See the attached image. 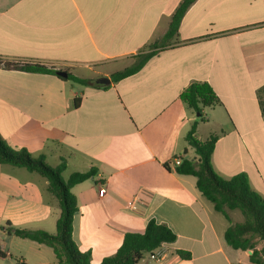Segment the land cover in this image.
Listing matches in <instances>:
<instances>
[{"label":"crops","instance_id":"crops-1","mask_svg":"<svg viewBox=\"0 0 264 264\" xmlns=\"http://www.w3.org/2000/svg\"><path fill=\"white\" fill-rule=\"evenodd\" d=\"M182 2L0 0V136L13 149L44 155L52 167L65 160V180L97 171L72 189L73 239L93 264L151 220L177 235L154 251L157 264H252L250 251L227 245L230 223L195 177L176 173L173 161L183 155L198 161L186 142L197 122L199 140L220 135L212 157L217 174L230 179L245 172L264 197V0H196L161 50ZM155 45L158 53L138 73L107 89L58 74L110 79ZM195 82L208 83L221 100L202 118L180 98ZM48 185L37 173L0 165V225L54 234L61 208ZM235 215L229 212L240 223ZM28 241L0 229V264H58L51 248ZM151 256L143 264H152Z\"/></svg>","mask_w":264,"mask_h":264},{"label":"trees","instance_id":"trees-1","mask_svg":"<svg viewBox=\"0 0 264 264\" xmlns=\"http://www.w3.org/2000/svg\"><path fill=\"white\" fill-rule=\"evenodd\" d=\"M196 0H183L172 16L169 28L162 42L157 45L166 48L179 32L181 21ZM157 46L141 53L130 67L111 75L112 83H118L138 73L147 62L158 53ZM18 70L31 73L56 74L52 68L32 64H8ZM67 80L83 86L107 89V85L96 84L95 81L78 78L72 74ZM181 100L194 112L204 116V110L221 105V100L213 88L206 82H195L185 89ZM80 101L75 99V104ZM264 113V102H263ZM195 122L186 136L187 144L194 149L200 161L181 156L180 165L175 166L179 175L193 176L197 180V188L201 194L213 204L216 212L221 213L230 223L225 232V241L235 250L251 252L252 264H264V197L251 186L249 176L245 172L238 173L230 179L217 174L213 168L212 157L220 135L212 134L207 140L201 141L196 136ZM186 154V153H185ZM0 165H8L37 173L48 180V191L59 201L61 213L54 234L44 230L19 229L7 223L0 229L17 238L36 242L51 248L58 264H93L91 253L83 252L73 239V219L78 211L77 198L72 189L87 180L95 178L97 171L92 169L86 173H73L68 180L63 178L67 168L65 160L57 167L50 166L44 155L33 157L25 148L13 149L0 136ZM167 167H170L167 165ZM239 211L243 221L233 223L229 212ZM177 235L166 224L151 220L143 233H127L113 256L106 257L100 264H138L146 254H152L163 244L173 243ZM182 259H191L189 252L178 251ZM1 255V254H0Z\"/></svg>","mask_w":264,"mask_h":264},{"label":"built area","instance_id":"built-area-1","mask_svg":"<svg viewBox=\"0 0 264 264\" xmlns=\"http://www.w3.org/2000/svg\"><path fill=\"white\" fill-rule=\"evenodd\" d=\"M181 161H182V158H176L173 161L174 167L180 165ZM106 191H107V189L104 186H101V188L99 189V196L103 197L104 194H106ZM130 204L131 203H129L128 205H130ZM151 257H152V260H153L152 261V264H157V262L159 260L158 254H156L155 252H153Z\"/></svg>","mask_w":264,"mask_h":264},{"label":"water","instance_id":"water-1","mask_svg":"<svg viewBox=\"0 0 264 264\" xmlns=\"http://www.w3.org/2000/svg\"><path fill=\"white\" fill-rule=\"evenodd\" d=\"M58 74L64 78L67 77V73L66 72H63V71H59ZM97 84L99 85H110L111 84V80L109 78H106V77H103V78H100L96 81ZM200 161V159H198V162ZM251 253V252H250Z\"/></svg>","mask_w":264,"mask_h":264},{"label":"rangeland","instance_id":"rangeland-1","mask_svg":"<svg viewBox=\"0 0 264 264\" xmlns=\"http://www.w3.org/2000/svg\"><path fill=\"white\" fill-rule=\"evenodd\" d=\"M67 180H68V178H67ZM234 214H236L235 216H237V219H239L240 222L243 221V216H242V214H241L239 211H234ZM28 242H30V241H28ZM145 259H146V258H145ZM145 259H143V260L140 262V264H143V262L145 261ZM18 260H19V259H18Z\"/></svg>","mask_w":264,"mask_h":264}]
</instances>
